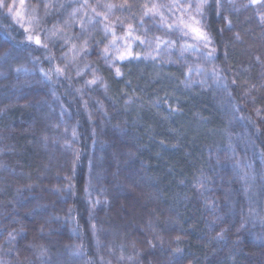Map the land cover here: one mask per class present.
Segmentation results:
<instances>
[{"label":"trees","instance_id":"trees-1","mask_svg":"<svg viewBox=\"0 0 264 264\" xmlns=\"http://www.w3.org/2000/svg\"><path fill=\"white\" fill-rule=\"evenodd\" d=\"M7 3L0 264H264V0Z\"/></svg>","mask_w":264,"mask_h":264},{"label":"snow or ice","instance_id":"snow-or-ice-1","mask_svg":"<svg viewBox=\"0 0 264 264\" xmlns=\"http://www.w3.org/2000/svg\"><path fill=\"white\" fill-rule=\"evenodd\" d=\"M207 2H208V0H199V3L194 6L195 9H196V12L198 14L203 15L202 9L207 5ZM260 2H262V0H252V3H260ZM20 3H21V5H23L24 0H20ZM126 3H127V0H125V4L119 5V7H125ZM13 7H14V5L10 6L7 3V0H0V8H7L9 13L12 12ZM45 7L47 8V7H49V5L45 4ZM104 7L106 9H108L109 11H112L114 8L117 7V5H115V4H106V5H104ZM145 7L147 8V13H153L155 15H159L161 17V20L164 19L163 14L157 11V5H152L151 7H147V6H145ZM174 7H181V5L177 4V5H174ZM187 7H193V5L192 4H188ZM92 11L96 12V9L93 8ZM16 15L20 16V13L17 12ZM96 15L99 16V15H101V13L96 12ZM107 18H108L107 16H104L105 20H107ZM190 19H192L195 22V24L193 25V24H186L185 23L184 24V28L188 29V31H185L184 34L188 35V32L190 31L194 35L195 38H198V39L204 41L205 43H208L209 42V38L198 27L199 21L195 20V17H190ZM181 23H184V22L181 21ZM167 27L169 29H172L173 25L172 24H168ZM25 30L27 31L28 29L26 28ZM105 32H106V34L109 32V26L108 25L105 26ZM111 35L115 38V32L114 31L111 32ZM129 35H130V33H129ZM28 39L31 40V39H33V37L29 36ZM156 42H157V46H159V43L161 42L159 37L156 38ZM36 43L37 44L40 43V40H39L38 37L36 38ZM164 43H169V42L168 41H164ZM86 45H87V41L84 42V46H86ZM113 47L115 48V45H113ZM73 48H75V45H73ZM104 51H105V53H107L108 52V48L106 47L104 49ZM125 51L129 52L128 49H125ZM124 58H125L124 54H121L120 57H119V59H121V60H123ZM60 71H62V69L57 68V72H60ZM117 74H119V70L118 69H117ZM94 82H95L94 80L93 81H89V83H94Z\"/></svg>","mask_w":264,"mask_h":264},{"label":"rangeland","instance_id":"rangeland-1","mask_svg":"<svg viewBox=\"0 0 264 264\" xmlns=\"http://www.w3.org/2000/svg\"><path fill=\"white\" fill-rule=\"evenodd\" d=\"M57 1L60 2V0H57ZM17 12L20 13V16L16 15ZM13 16H15V20L17 21L18 25L23 26L25 29L27 28L28 30H34L36 27H38V18L36 19L37 16L35 14L31 15L26 10H24V8H18L17 10H15L13 13ZM183 28H184V25H183ZM184 29L188 30L186 28ZM54 34L55 32H51L48 35L52 38L55 36ZM63 39H64V42L68 41L65 39V37H63ZM128 49L130 50V48ZM73 53H74V49L71 50V55Z\"/></svg>","mask_w":264,"mask_h":264}]
</instances>
